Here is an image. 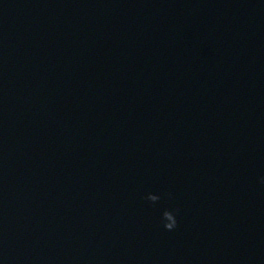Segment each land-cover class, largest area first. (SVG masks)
Instances as JSON below:
<instances>
[{"label": "water", "instance_id": "obj_1", "mask_svg": "<svg viewBox=\"0 0 264 264\" xmlns=\"http://www.w3.org/2000/svg\"><path fill=\"white\" fill-rule=\"evenodd\" d=\"M105 1L48 0L44 22L76 29L81 51L96 40L105 53L98 78L109 83L57 97L62 105L33 126L21 109L14 113L0 141V241L7 244L0 264H199L194 252L177 249L174 238L155 247V238L163 241L182 225L179 238L192 245L208 227L222 254L231 250L217 263L264 264V180L252 176L264 168V64L250 62L261 54L264 4L202 0L173 9L177 0H128L135 8L148 1L149 8L142 7L155 18H176L159 24L132 14L133 21L111 33L107 22L118 13H97L110 6ZM211 2L217 7L209 12L191 10ZM183 10L192 12L193 26H181ZM141 26L160 29L163 42L134 56L143 67H125L122 54L136 52L139 41L152 42ZM49 37L32 35L37 42ZM184 38L204 46L208 68L181 67L182 52L162 47L167 40L182 45ZM196 50L197 44L185 49ZM19 73L27 77L21 92L46 102L56 85L42 67L28 65ZM91 79L81 67L74 83ZM147 99L156 103L151 112L141 109ZM179 107L184 116L174 120ZM200 173L206 177L202 207L188 198L200 187ZM175 216L177 226L166 229Z\"/></svg>", "mask_w": 264, "mask_h": 264}, {"label": "clouds", "instance_id": "obj_2", "mask_svg": "<svg viewBox=\"0 0 264 264\" xmlns=\"http://www.w3.org/2000/svg\"><path fill=\"white\" fill-rule=\"evenodd\" d=\"M177 223H178L177 217L175 216L173 222L170 223V224H168L167 227H166V229H168V230L174 229L177 226Z\"/></svg>", "mask_w": 264, "mask_h": 264}]
</instances>
